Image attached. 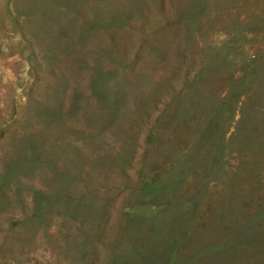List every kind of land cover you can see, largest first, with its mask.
<instances>
[{"label": "rangeland", "instance_id": "obj_1", "mask_svg": "<svg viewBox=\"0 0 264 264\" xmlns=\"http://www.w3.org/2000/svg\"><path fill=\"white\" fill-rule=\"evenodd\" d=\"M0 264H264V0H0Z\"/></svg>", "mask_w": 264, "mask_h": 264}]
</instances>
